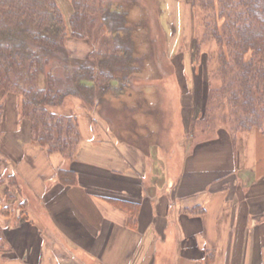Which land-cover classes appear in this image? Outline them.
I'll return each mask as SVG.
<instances>
[{"label": "crops", "instance_id": "obj_1", "mask_svg": "<svg viewBox=\"0 0 264 264\" xmlns=\"http://www.w3.org/2000/svg\"><path fill=\"white\" fill-rule=\"evenodd\" d=\"M19 102L0 92V178L15 176L14 203L27 215H0V264H264V126L231 147L216 134L210 166L200 148L189 158L180 140L176 176L174 147L163 156L154 144L146 155L119 143L95 113L79 123L76 162L47 154L27 140ZM60 169H73L77 185L61 186ZM4 188L0 204L8 203ZM106 198L139 206L134 228ZM194 207L202 213L188 214Z\"/></svg>", "mask_w": 264, "mask_h": 264}, {"label": "trees", "instance_id": "obj_2", "mask_svg": "<svg viewBox=\"0 0 264 264\" xmlns=\"http://www.w3.org/2000/svg\"><path fill=\"white\" fill-rule=\"evenodd\" d=\"M190 4L203 14V42L212 41L216 46L214 57L210 56L214 67L208 74L220 79L219 87L208 88L202 117L196 115L191 128L214 135L225 128L234 144L237 135L264 125V0H190ZM72 9L66 22L55 0H0V92L19 97L29 143L47 154H59L69 163L76 162L82 142L77 117L57 112L73 99L81 102L88 115L95 113L119 143L139 148L146 155L154 144L159 150L163 146L180 148L175 141L180 143L182 136H177V129L172 133L166 110H160L162 117L153 121L158 127L154 139V133L139 132L134 122L139 117L136 108L121 107L123 98L131 99L122 91L142 62L134 48L130 19L121 5L113 0H72ZM69 38L92 43V52L82 60L73 59L65 47ZM154 65L158 79L175 76L171 63L159 59ZM117 101L122 104L116 105ZM4 114L5 106L0 103V125ZM179 117L185 124L184 111H179ZM76 175L73 169H60L57 182L76 186ZM2 186L8 203L0 204V215L9 217L16 207V218L26 219L25 203H14L20 190L15 176L0 178ZM104 200L125 212L128 227L134 228L139 211L136 203ZM187 211L190 215L202 213L198 207ZM3 243L0 232V252Z\"/></svg>", "mask_w": 264, "mask_h": 264}, {"label": "rangeland", "instance_id": "obj_3", "mask_svg": "<svg viewBox=\"0 0 264 264\" xmlns=\"http://www.w3.org/2000/svg\"><path fill=\"white\" fill-rule=\"evenodd\" d=\"M55 1L67 22L73 10L72 0ZM113 1L119 6L121 5V11L126 12L128 19H130L131 28L134 30V48L142 60L141 69L135 71L134 76L131 75L133 77L129 85L122 91L125 94H130L131 99L126 101L123 98L124 104L117 101L116 105L122 104L121 107L128 105L131 108H136L139 117L134 122L140 127L141 131L139 132L143 135L154 133V139L157 137L158 127L153 121L156 122V118L162 117V113H159L160 110H166V113L169 114L168 118H170L169 124L173 126L171 129L172 133H176L177 129V136L181 134L183 137L181 142L184 143L185 147L188 145V157H197L198 152L196 150L200 148L202 150L199 153H205L204 156L206 155V165L215 164L214 157L217 153L216 149L219 148L221 143L219 141L220 138H216V135L210 131L207 133L200 132L199 130L202 128L198 129L196 126L191 128L194 117L196 115L199 119L202 117V108L204 107L208 88L220 86V79H218L217 75L208 74L214 67L210 56L214 57L213 51L216 46L212 41L203 42V27L200 20L203 14L201 11L194 10L191 7L190 0ZM65 47L73 59L82 60L88 56L89 52H92V47L94 46L84 40L69 38ZM151 49L153 54L150 51ZM152 58H154L153 61L151 60ZM159 59L173 65L174 77H169L167 80L158 79L154 62ZM160 92H163L162 99ZM69 101H72L77 109L75 107L73 109L70 108V104L66 101L65 106L58 109L57 112L63 113L66 111L73 113L77 117L78 127L80 123L83 129L88 122L91 123L90 118L87 116L88 112L82 107L80 101L73 99ZM161 103L164 106H160ZM180 110L181 112L184 111V118L187 115V119L184 122L187 124L186 127L180 121ZM95 118L99 121L96 115ZM177 125H180L179 128ZM218 126L220 125L218 124ZM189 134H193V138H190ZM217 134L223 138V142L228 143L229 147L237 144L246 135V133L237 135L235 143L232 144L230 143V133L227 132V129L220 128ZM80 135L82 137L81 131ZM175 143L181 149H174L176 166L171 172L177 176L180 172V158L183 147L180 146L178 140ZM155 146L157 145L155 144ZM170 151L171 147L163 146L160 154L166 156V152L170 153ZM190 165L191 162H189ZM16 210V207H14L11 212L16 214Z\"/></svg>", "mask_w": 264, "mask_h": 264}]
</instances>
